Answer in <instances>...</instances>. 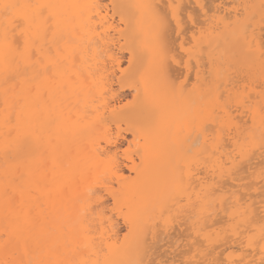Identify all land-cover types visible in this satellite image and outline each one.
Listing matches in <instances>:
<instances>
[{
    "label": "bare ground",
    "instance_id": "obj_1",
    "mask_svg": "<svg viewBox=\"0 0 264 264\" xmlns=\"http://www.w3.org/2000/svg\"><path fill=\"white\" fill-rule=\"evenodd\" d=\"M20 2L57 6L56 40L42 44L59 49L58 75L29 68L6 81L5 58L16 54L0 39V260L154 264L155 245L173 250L187 226V264H259L262 105L248 107L254 81L245 103L250 94L227 73L235 63L264 84V0ZM164 57L175 90L156 75ZM165 252L158 264H174Z\"/></svg>",
    "mask_w": 264,
    "mask_h": 264
},
{
    "label": "snow or ice",
    "instance_id": "obj_2",
    "mask_svg": "<svg viewBox=\"0 0 264 264\" xmlns=\"http://www.w3.org/2000/svg\"><path fill=\"white\" fill-rule=\"evenodd\" d=\"M57 7L52 4H41L32 2H20V0H0V39L8 48L10 53H15L10 58H5V74L6 81H15L26 73L29 68L39 69V75L47 80H54L58 75V65L53 60V56L59 54V49L56 53L52 52V44L49 43L48 50L42 44L49 42L51 37L52 42L56 40L57 33L60 28V20L51 11ZM151 7V6H149ZM247 8L249 6H242ZM262 9V21H264V4L261 5ZM158 56H162V53H157ZM264 56V53H262ZM166 57L160 59L156 67V75L160 79L161 83L165 87H171L175 90V85L168 79L167 65L164 60ZM175 62L183 64L184 60L181 57L179 60L172 58ZM11 65V66H9ZM184 81H181V85ZM23 111V108L21 109ZM215 111V109H213ZM261 121L262 128H264V104L261 106ZM15 115V118L19 120V115ZM9 123H12V117H9ZM15 130V127H13ZM208 129L205 127L200 131V135L207 134ZM260 149L264 151V131L261 132ZM204 151H208L205 147ZM180 183H183V169L180 170L179 176ZM39 184H37V190ZM119 192L115 193L113 198L118 200ZM123 212V208L120 209ZM109 220H113V217H109ZM125 222L128 223V234H131L133 230V224L125 217ZM128 234L125 235V239L128 238ZM5 242L7 243L9 237L5 234ZM260 239L264 243V224L261 225ZM27 251V247H25ZM108 251V250H105ZM214 251V250H213ZM208 255H212L211 252ZM0 264H100L99 261L90 262L83 259H32L27 260L19 259L15 261L0 260ZM104 264H116V262L105 261ZM136 264H143V262H136ZM197 264H228L227 261L222 259H206L197 262ZM233 264H255L254 261H245L244 258L234 261ZM259 264H264V248L261 250V258Z\"/></svg>",
    "mask_w": 264,
    "mask_h": 264
},
{
    "label": "rangeland",
    "instance_id": "obj_3",
    "mask_svg": "<svg viewBox=\"0 0 264 264\" xmlns=\"http://www.w3.org/2000/svg\"><path fill=\"white\" fill-rule=\"evenodd\" d=\"M232 63H233V62H232ZM125 65L127 66V63H125ZM125 65H124V67H125ZM230 65H231V66H229V70H230V71H229V73H227L228 76H229L228 78H230V81H231V78L233 77L234 80H235V78H236L235 81H237V79H238V81H239V82L237 81L238 84H239V83L241 84V85L239 84V88H240L241 86H244V85L246 86V87L244 86V88L242 87V90H241V88L239 89L238 86H237V89H238L237 91H238V92L236 91V88H235L236 93L244 95V97H245L244 99H246V96H248L247 93L250 94V99H246V100H244L245 103H246L247 100H248V102H249L250 100H252V99L256 96V95H255V92H254L255 90H254V91H250V90L252 89V87H250V86L253 85V82H252V85H251V80L254 81V83H255V84H254V87H255L257 93L259 94V98L256 99V97H255V99H254L253 101H250V102H249V103H251V104H248L249 106H248V105H247V106L251 108V107L255 106V105L258 103V101H259L260 106H261L262 104H264V97H263V96H264V95H263V94H264V87H263L264 84L261 85V84H262V83H260V82H261V79H259L260 82H258V80L255 81L256 78L258 79V78H260V76H258V77L256 76V77H255V75H254V78H255V80H254V78H253L251 72L249 73V71H246V68H245V69H243L244 67H243V68H242V67H239V68H238V67L235 65V63H234L233 65L230 63ZM232 66H233L234 68H233ZM231 68H232V71H231ZM237 68H238L239 70H237ZM242 69L245 70V72H244ZM234 70H235V71H234ZM236 70H237V71H236ZM233 71H234L235 75H237V76H235L234 73H232ZM240 71H241L242 73H241ZM230 72H231V73H230ZM236 72H238V73L236 74ZM239 72H240L241 74H240ZM246 72H248V73H246ZM243 73H246V74H248V75H245V74L243 75ZM231 74H233L234 76H232ZM238 75H239V76H238ZM241 75H242V76H241ZM249 75H250V76H249ZM245 76H246V78H245ZM247 76H248V77H247ZM251 76H252V77H251ZM238 77H239V78H238ZM243 77H244V79H246V80H242ZM240 78H241V80H239ZM252 78H253V79H252ZM248 79H249V80H248ZM234 80H232V81H234ZM235 81H234V82H235ZM244 81H246V83L243 84L242 82H244ZM247 81H248V82H247ZM249 82H250V84H249ZM247 84L249 85V87H247ZM256 86H257V88H256ZM229 87L231 88V86H229ZM254 87H253V89H254ZM244 89H245V90H244ZM253 89H252V90H253ZM262 89H263V90H262ZM233 90H234V89H233ZM231 91H232V90H231ZM240 91H244V92H243V93H242V92L239 93ZM245 91H247V92L245 93ZM260 92L263 93V94H261ZM230 93L233 94V92H230ZM253 94H254V95H253ZM260 94H261V95H260ZM227 96H228V97H226V96L224 95V97H226V100H227L228 98L232 97V96H230V95H227ZM253 96H254V97H253ZM251 97H252V98H251ZM233 98H234V96H233ZM233 98L231 99V101H232V100L234 101ZM261 98H263V99H261ZM222 99H223V97H222ZM226 100L223 99V101H224L225 103H228V102H226ZM229 100H230V99H228V101H229ZM221 102H222V101H221ZM254 102H256V103H254ZM253 103H254V105H252ZM261 103H262V104H261ZM221 104H222V103H221ZM235 104H238V103H235V102L233 103V102H232V105L228 103L227 105H228V106L230 105V106L227 108V107H226L227 105H225V107H226L227 109H229V110L231 109L230 107H232V109H231L232 112L238 110V111L236 112L237 114H238V112L240 113V111L242 112V109H237L238 107L240 108V105L237 106V105H235ZM259 104H258V105H259ZM222 105L224 106V103H223ZM245 105H246V104H245ZM234 106H236L237 108L234 107ZM234 108H235V109H234ZM236 109H237V110H236ZM229 110H227V111H229ZM236 113H231V115H232V116H233V114L236 115ZM249 123H250V122H249ZM248 125H250V124H248ZM128 137H129L128 139H131V138H132L130 135H128ZM126 148H127V145H125V146L123 147V149H126ZM246 173H247V172L243 173V176H245V175L248 174V173H247V174H246ZM244 174H245V175H244ZM250 180H253V179H250V178H249L248 180L245 179V182L242 181L241 184H244V185L247 186L248 183L251 182ZM247 181H248V182H247ZM243 182H244V183H243ZM245 183H247V184H245ZM249 184L251 185L252 183H249ZM250 185H249V186H250ZM260 191H263V189L260 190ZM251 192H252V191H251ZM109 204H112V203L109 202ZM219 218H220V216H219L217 219H219ZM119 223H120V227L123 229V232L125 233L126 231L124 230V229H125L124 224H123L122 221H120V220H119ZM185 227L187 228V231H188V227H187V226H182V228H184V229H185ZM184 229H180V230H181L180 233L178 232L179 235L182 233V231H183ZM187 231L184 230L185 233H186ZM188 232H189V231H188ZM185 233H182V234H184V235L181 236L180 238H178L179 235H177L176 238H175V236L172 237V238H175V239L178 238L179 240L182 238V239L180 240V242H181L182 240L184 241V240L186 239L185 243H183V242H182V243L178 242L177 245H176V246H178V247H174V248H173V250H174L175 248L178 249L177 251H175L176 249L174 250L175 254H174L172 248H171V247H168V244H170V243H168V244L166 243V244H165V247H166V245H167L166 248H167V249L169 248L168 250H170V251L172 250V252H173V254H174V255H172V257H174L175 255L177 256V257H176V258H177V259H176L177 261L175 262L176 264H177L179 261H180L179 264H181V263L183 264V260L187 261V262L184 261V263L187 264V263H188V260L191 261V259H192L191 256L194 255V253H193L192 251H190L191 249L189 250L188 247H186V246L188 245L187 243H190V242H192V241L189 240V237H186V234H185ZM189 233H190V232H189ZM189 233H187V235H188ZM190 234H191V233H190ZM187 238H188L189 242L187 241ZM175 239H174V240H175ZM170 240H171V239H170ZM165 242H168V240H166ZM165 242H163V243H165ZM169 242H170V241H169ZM173 242H174V241H173ZM163 243L161 242L160 245L163 246V245H164ZM179 244L181 245V247H183L184 244H187L185 247H186L190 252H188L187 249H186V250H187V251H186V250H185V247H183L184 249L181 248ZM156 245H159V244H156ZM156 245H155V247H154V249H153V252L155 253L154 256H153V258H154V257L157 258V260H156V262H157V261H158L160 258H162V257L165 259V257H164L165 255H162V252H163V251H164V252H165V251L167 252V249H166L165 247H162V248H163V251H162V248H159L160 245H159L158 247H157ZM169 246H170V245H169ZM156 248H157V249L159 248V249H158L159 251H158ZM164 248H165V250H164ZM189 248H191V246H190ZM155 250H157L158 253H157V251H155ZM180 250H183V251L180 253V252H179ZM184 250L186 251L187 255H184V254H183V252H185ZM170 251H168L167 254H168ZM166 252H165V253H166ZM172 252L169 253V256H170V254H172ZM219 252H220V251H218V253H216V254H217L216 256H220V255H221V252H220V253H219ZM176 253H179L180 256H181V255H184V256H182V257L179 256V257H178V254H176ZM188 253H189V256H188ZM219 254H220V255H219ZM156 255H157V257H156ZM161 255H162V256H161ZM160 256H161V257H160ZM166 256L168 257V255H166ZM159 257H160V258H159ZM167 257H166V258H167ZM183 257H184V258H183ZM186 257H187V258H186ZM188 257H189V259H188ZM221 257H224V256L222 255ZM163 258H162V260H164ZM178 258H179V260H178ZM217 258L219 259V257H217ZM186 259H187V260H186ZM220 259H223V258H220ZM153 260H154V264H155V263H156V262H155V259H153ZM159 262H160V260H159ZM152 263H153V262H152ZM175 263H174V264H175ZM156 264H158V262H157Z\"/></svg>",
    "mask_w": 264,
    "mask_h": 264
}]
</instances>
